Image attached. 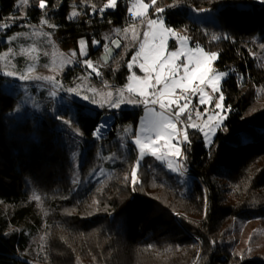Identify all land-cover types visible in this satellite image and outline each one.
Listing matches in <instances>:
<instances>
[{
	"label": "trees",
	"instance_id": "1",
	"mask_svg": "<svg viewBox=\"0 0 264 264\" xmlns=\"http://www.w3.org/2000/svg\"><path fill=\"white\" fill-rule=\"evenodd\" d=\"M131 1L113 10L109 0H45L41 10L39 0H0V18L18 22L5 36L26 23L50 24L75 47L78 64L62 80L96 89L88 101L60 105L53 87L33 85L25 101L0 72V264H264V4L144 0L146 18L136 20ZM160 17L184 30L191 46L216 53L227 73V119L210 146L189 131L188 175L151 157L137 168L140 110L110 106L113 89L129 82L127 65L148 22ZM87 60L93 68L81 66ZM70 106L74 116L62 111ZM101 121L110 128L97 138ZM248 222L257 234L243 233Z\"/></svg>",
	"mask_w": 264,
	"mask_h": 264
},
{
	"label": "snow or ice",
	"instance_id": "2",
	"mask_svg": "<svg viewBox=\"0 0 264 264\" xmlns=\"http://www.w3.org/2000/svg\"><path fill=\"white\" fill-rule=\"evenodd\" d=\"M27 2L28 0H22V3ZM256 2L264 4V0H256ZM151 3L154 5L156 0H151ZM117 4L118 0H109L105 8L115 10ZM38 7L44 10L46 8L45 0H39ZM133 9L135 16L142 17L147 14L149 4L144 3L143 0H136ZM155 11L157 13H163L165 9L157 8ZM75 15L76 13H72L68 19H71ZM42 23H47V21L44 20ZM10 26L9 24H5L2 27L7 28ZM52 27L56 26L53 25ZM148 27L149 32L145 33L144 43L140 45V50L133 56L132 63L127 65L131 69L139 60L138 67L144 73L142 77L133 73L128 77L129 83L127 84V91L136 94L138 97V100L129 101V103L138 102L145 108V116L141 121V135L136 136L134 141L139 151L136 167H139L140 161L146 155H151L157 161H167V167L170 170L180 172L182 165L179 163L174 164L173 160V158L181 157V148L179 147L181 141L177 140L176 143H173L180 135L174 118H178L189 108L191 98L185 93H199L198 103L200 105H209L213 100V97L204 91V85H210L213 93H219L218 100L214 105V108L218 111L208 115V122L203 127L195 123L191 125L192 128L202 132L205 138L214 136L216 129L220 128L227 119V116L223 114L227 111L224 103L225 96L220 87L221 80L226 76V73L221 72L210 75L213 72L211 63L217 59V54L204 53L198 47L195 51L188 50L186 49L187 42L183 38L180 39L179 51H172L170 54L165 55L168 36L175 35V33L170 28H165L162 20L159 22L157 20H150ZM149 37H151V42L149 41ZM225 38L227 39L229 37L226 36ZM216 39H219V37H216ZM94 43L98 44L95 41ZM78 44L80 54L87 56L88 53L84 46L85 41L82 39ZM116 47H119V44ZM181 56H186V63L183 65L177 63ZM86 65L88 68H92V61L87 60ZM181 68L183 69L182 74H180ZM6 75L12 76L14 74L8 72ZM20 79L26 80L28 77L21 76ZM197 81L199 86L194 84ZM177 90H181L180 93ZM68 91L71 92L74 89H69ZM49 95L55 97L57 92L51 91ZM109 96H111V93H109ZM122 96L123 93H121ZM83 98L86 100L89 99L88 96H84ZM122 103H124L123 98L119 101L112 102L110 106L114 109H119ZM157 106L159 111L157 110ZM196 115L199 117L201 113L197 111ZM188 120H192L190 112L188 113ZM105 126L98 125L94 130V136L99 138L101 129ZM188 139V135L185 133L183 141H188ZM136 176L137 172L134 168L132 171L133 185L137 183Z\"/></svg>",
	"mask_w": 264,
	"mask_h": 264
},
{
	"label": "rangeland",
	"instance_id": "3",
	"mask_svg": "<svg viewBox=\"0 0 264 264\" xmlns=\"http://www.w3.org/2000/svg\"><path fill=\"white\" fill-rule=\"evenodd\" d=\"M143 2L148 4L144 0ZM135 3L136 0H132L130 2V10L132 14L134 12L133 5ZM195 12L196 14H198V12L200 11L199 9H195ZM146 15L142 17H137L134 15V17L136 20H141L143 18H146ZM210 15L211 18H213V15L212 14ZM155 20H157L158 22L162 20L164 23V27L170 28L172 32L175 33V35L168 36L165 55L170 54L172 51L180 50L181 38H183L187 42L186 49L192 51L196 50L197 47L191 46L184 30L174 29L168 26L166 24V21L162 17ZM16 23L18 22H16V20H14V18L11 16L9 17L3 16L0 18V45L3 44V46L0 49V72L3 73L7 78L11 79L12 83L17 84L18 87L23 89L24 91L23 99L25 101L32 100L33 95L30 93L29 89L32 88L33 85L37 86L40 89H41L40 85H46V84L53 87L51 91L57 92V95L54 98L57 99L56 101H58V104L60 105L64 104L62 103L63 99H67L68 102H70L72 97L78 98L84 102V100H86L83 98L84 96H88L92 92L96 91V89L90 87L85 83L69 84L68 82L65 83L62 80L64 71L69 66L78 64L75 58V47L72 42L61 43V41L59 40L61 35L60 32H55V30H52V28H50L51 26L50 24L34 25V24L26 23V27L24 29L16 31L10 36H5L4 32L9 28H11ZM5 24H9L11 26L7 28H3L2 26ZM147 32H149V30ZM149 41L151 42V37H149ZM198 48L201 49L204 53H211L205 51L200 47ZM103 57L108 58V53ZM216 61L217 59L212 61L211 63V68L213 69V72L210 73V75H215L222 72L217 68ZM139 62L140 61L138 60L134 64L133 68H131L130 76L133 73H135L137 76H141V77L144 76V73L138 67ZM177 63L181 65L186 63V56H181L180 60ZM85 65H86V61L84 63H81V66H85ZM135 67L139 69V73L138 71H136ZM92 68H93V62H92ZM8 72L13 73L14 75L12 76L6 75V73ZM182 73H183V69L181 68L180 74ZM21 76H26L28 77V79L22 80L20 79ZM226 77H227V73L226 76H224L221 80L220 87L222 92H223V81L226 79ZM194 84L196 86H199L198 81L194 82ZM203 87H204V91L209 93L213 97L212 103L209 105H200L198 103L199 93H195V94L190 93L191 95L190 94L189 95L191 98V103L189 105V108L186 110L185 113L181 114L178 118H174V122L177 123V128L180 132V135L176 138V140L173 141V143H176L177 140L181 141V143L179 144V147L181 148V157L173 158V160H174V164L179 163L182 165L180 171L181 173H183V175H188V173L185 170H183V161L185 157L184 145L186 143V141H183L184 134L187 133L188 135L189 131H197V133L203 136L202 132H200L198 129L192 128L191 125L195 123L203 127V125L208 122V115H211L214 112L218 111L214 108V105L218 100L219 93H213L210 85L206 84ZM69 89H74V91L70 92L68 91ZM208 89L210 91H208ZM177 91L179 93L181 90H177ZM113 93L117 97V101H119L121 98L124 99V103L121 104L120 108H124L128 110H136V109L140 110V115L136 123V134L134 136V141H135L136 136L141 135V121L145 116V108L142 104L138 102L129 103V101L138 100V97L136 96V94L129 93L127 91V85L124 87L113 89ZM121 93H123L122 97H121ZM65 110L68 111V113L70 114L69 116H74L76 114V109L71 108V106L67 108H63L62 111L66 112ZM157 110L159 111L158 106H157ZM206 110H207V114H206ZM197 111L201 113L199 117H197L196 115ZM189 112L192 115L191 121L188 120ZM60 114L61 112H57V116H60ZM223 114L226 115L225 113ZM98 125H106L101 129L99 136L100 138L102 137V135L108 132L107 130H109L110 126L106 121H101ZM125 128H128V125H125ZM220 128L216 129L214 136H210L207 138L203 136L207 146H210L212 144ZM145 157L154 158L151 155H146ZM161 163H163L167 167V161ZM174 173H178V172H174ZM255 229H257V226L251 222H248L243 227V233L248 235V233H251V231L252 232L255 231ZM255 232L256 234L258 233L257 231Z\"/></svg>",
	"mask_w": 264,
	"mask_h": 264
},
{
	"label": "built area",
	"instance_id": "4",
	"mask_svg": "<svg viewBox=\"0 0 264 264\" xmlns=\"http://www.w3.org/2000/svg\"><path fill=\"white\" fill-rule=\"evenodd\" d=\"M131 18H133V15L131 14V16H130ZM206 88V87H205ZM208 91H210L209 89H208ZM180 93V92H179ZM186 95H189L190 93H185ZM191 95V94H190ZM189 95V96H190Z\"/></svg>",
	"mask_w": 264,
	"mask_h": 264
}]
</instances>
